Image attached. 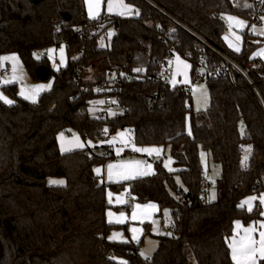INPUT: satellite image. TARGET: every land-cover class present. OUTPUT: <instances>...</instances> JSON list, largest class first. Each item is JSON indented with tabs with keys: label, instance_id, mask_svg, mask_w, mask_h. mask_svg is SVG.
<instances>
[{
	"label": "trees",
	"instance_id": "16d2710c",
	"mask_svg": "<svg viewBox=\"0 0 264 264\" xmlns=\"http://www.w3.org/2000/svg\"><path fill=\"white\" fill-rule=\"evenodd\" d=\"M125 2L134 16L89 19L83 0H0V56L16 54L33 82H53L35 103L18 96L17 84L2 87L15 102L0 99V264H235L229 247L235 224L263 219L259 201L251 211L243 202L264 192V64L257 65L261 77L254 76L260 97L242 77L232 81L213 69L222 64L216 50L256 62L251 58L264 38L253 42L250 27L264 16V0ZM226 15L248 22L239 53L225 43ZM53 18L62 20L61 33ZM98 23L100 32L81 33ZM110 27L116 30L111 44L99 46ZM62 41L68 42L67 64L55 71L40 53ZM170 56L190 64L192 80L204 76L206 110H194L188 86L153 80ZM113 72L115 109L99 118L89 107ZM125 73L140 79H125ZM66 129L95 145L131 129L135 146L170 149L176 172L162 158L152 159L154 174L131 182V202L171 209L176 225L174 236L157 237L152 257L140 254L141 243L107 240L115 226L106 219V193L123 185L101 183L94 167L116 155L107 156L105 145L99 155L98 147L61 152L58 136ZM245 146L251 151L243 166ZM202 150L221 167L214 202L201 181ZM49 178L66 184L51 185Z\"/></svg>",
	"mask_w": 264,
	"mask_h": 264
},
{
	"label": "crops",
	"instance_id": "0c3cea01",
	"mask_svg": "<svg viewBox=\"0 0 264 264\" xmlns=\"http://www.w3.org/2000/svg\"><path fill=\"white\" fill-rule=\"evenodd\" d=\"M95 3H91L93 7L97 8L95 9L92 13L94 15L90 16L89 14V9L86 5V2L84 0L85 3V9L87 12V17L89 19H96L98 17V15H102V14H106V15H115V16H123V17H131L134 16L136 14L134 8L127 4L125 2V0H102V3L100 2L101 0H99V6L97 7V0H93ZM109 3H111L113 5L112 10L109 11L108 9V5ZM93 17V18H91ZM228 17H234V15H226L225 19H228ZM264 19V16H262V19L260 21V23H256V24H261L262 20ZM233 20H238V19H233ZM246 21V20H244ZM254 25V24H253ZM246 30V29H245ZM244 30H242L243 32ZM241 32V33H242ZM251 33V32H250ZM251 36H253L252 41L255 43H258V39H262L264 37H258L255 35L250 34ZM257 38V39H255ZM224 39H225V43H226V37L224 35ZM227 45V44H226ZM242 46H243V37H242ZM242 46L241 48L239 47V51L237 50H231L230 48H227L230 51L239 53L242 50ZM61 48H63V55H64V60L62 59V57H60V59L58 60L56 57H58V54L60 53L61 55ZM49 50H52L51 53H49ZM46 53L48 55V58L51 62V66L55 71H58L60 68L66 66L67 63V55H66V49L65 46L61 45L59 47H50L49 49L46 50ZM15 56L17 59L16 60H12V59H8V60H3L2 57H13ZM253 60H255L256 64L259 65V63L264 64V43H262V45L260 46L259 49H257L252 58ZM63 61V62H62ZM3 67H7L12 71V76L9 78H6V80L4 79V85L3 86H8L11 84H17V94L18 96H20L21 98L25 99L24 96L20 95V92L23 90L25 92V95L28 96H32L35 97V101L38 100L39 96L44 93L47 92L49 90L52 89V81H48V82H33L32 79L30 78L29 74L27 73V71L25 70L23 64L21 63V60L19 59V57L16 54H4L0 56V69ZM7 81V83H6ZM47 85V84H51V87L48 89H45L43 91H40L39 93H36L35 91H33L34 87L36 85ZM180 85V84H177ZM176 86V85H174ZM0 95L6 97L9 100H12L13 103L15 102V99L10 97L9 95L5 94L3 92L2 87L0 88ZM2 100V99H1ZM29 102H33L31 99H25ZM3 101V100H2ZM4 102V101H3ZM5 103V102H4ZM12 103V104H13ZM7 104V103H6ZM11 105V104H8ZM123 134V135H121ZM76 136V135H74ZM61 134L58 136V146L61 152L63 153H67V152H72L75 150H79L84 148L83 147H76V143H77V137H73V139H67L65 137H63V139L60 138ZM126 135L124 133V131L116 133L114 135H111L110 138V142L112 144H118V143H126V142H130L131 140H125ZM80 144L85 145L81 139H78ZM88 145L91 144V146L96 147L97 145L89 142L87 143ZM98 145L103 146L105 145L103 142L98 143ZM66 148L68 149L67 151H62L61 148ZM156 147H161V146H145V147H138V146H133L134 151H136L137 155H133L131 153H124L122 154L121 152H116V157L114 159H111L103 164H98L97 166L94 167V172L95 174L99 177V180L101 183L104 184H123V183H131L133 180L138 179V178H142V177H146V176H150L153 175L155 170H154V165H151L150 162H152L154 160V158L156 157H160L159 153L156 152ZM136 149H143V150H148V151H137ZM165 148L163 147V154L165 153ZM143 156L145 158H147L146 161H142L139 158ZM153 159V160H152ZM163 161H168V164H173L174 160H168L166 158V156L162 157ZM153 163V162H152ZM167 164V165H168ZM109 165H114L115 167H113L112 169V176L111 179L109 178ZM150 166V167H149ZM166 168V167H165ZM96 169H100L99 173L96 171ZM168 171H171V168H166ZM175 169V167H174ZM173 172V171H172ZM204 173V172H203ZM122 174H128L129 178L124 179ZM207 176V175H206ZM109 193L111 194V196H109ZM107 195V201L109 204V208L107 210L106 213V219L107 222L110 225H114L115 228L110 230V232L107 235V240L110 242H116V243H126L129 241L135 242V243H139V241L137 242V238H129L126 239L125 235H121L119 232H121V229L125 226V227H130L132 224L139 223L142 222L145 218L150 217V215H152V213H154L155 211H160V208L157 204L153 203V202H148V203H142V206L140 208L135 207L134 211L136 214H138L140 216L139 220L138 219H133L132 221L129 220V218H126L124 215L121 216L120 214H117L115 210H117V208H125L124 204H125V194L123 193V190L121 189V191L117 192V193H113V192H109ZM208 195H209V191H208ZM255 197V196H253ZM255 201L252 204V208H254L255 203L257 201L260 202L261 207H262V213H264V203H261V198H264V192L260 195V196H256L255 197ZM252 202V201H251ZM251 202L247 203V209L249 208L248 205L251 204ZM149 204H154L156 206L155 209L152 208H145V205H149ZM130 209V208H129ZM144 210H148L147 212H143ZM249 210V209H248ZM109 212L112 213V216L109 217ZM263 219L260 221L264 220V215H262ZM111 221V222H110ZM260 221L257 222H251L248 225H244L241 222H238L240 227H237V223L234 226V231L233 234L229 240V247L230 244L232 243L233 238H235V240L239 241L242 237H244L246 235L244 229L247 228H252V224H256V226H258V223ZM118 234L116 235L114 238L109 239V237H113V234ZM143 233H146V230L144 229ZM148 233H150L149 227H148ZM253 232L250 234L252 239H254V236H252ZM137 232L135 233V237H138ZM157 239V236H155ZM160 237V236H159ZM126 239V240H125ZM143 241H141L142 244ZM140 244V246H141ZM259 245L257 244V247ZM158 247V246H157ZM157 250V249H156ZM140 251V250H139ZM230 252H231V257H232V249L230 247ZM154 254H152L153 256ZM152 256H148L145 258H150ZM259 259L257 260V264H259ZM235 263V262H234Z\"/></svg>",
	"mask_w": 264,
	"mask_h": 264
},
{
	"label": "rangeland",
	"instance_id": "374dc122",
	"mask_svg": "<svg viewBox=\"0 0 264 264\" xmlns=\"http://www.w3.org/2000/svg\"><path fill=\"white\" fill-rule=\"evenodd\" d=\"M86 5L89 9L90 7V3H95L93 0H85ZM102 3V0L100 1ZM83 4L85 7V3L83 0ZM91 4V8H92V12L97 9L95 7H93ZM92 16V15H91ZM101 15H98V17H100ZM97 17V18H98ZM93 18V17H91ZM233 18L238 19V20H229V19H225V21L227 22L228 28L225 32V37H226V44L228 46V48H230L231 50H236L237 48H241L242 46V30H245L248 27V22L244 21L243 18H239L237 16H234ZM242 22V23H238ZM250 32L253 33V35L258 36V37H264V19L262 20L261 24H254L250 27ZM109 33H112V35H109ZM116 34V30L114 29V27H110L106 30V32L104 34L101 35L100 40H99V46L101 47H105V46H109L111 44L112 38L114 37V35ZM237 37H239V39H237ZM257 39V38H255ZM240 50V49H239ZM60 57H62V59L64 60V55L63 53L58 54V57H56L57 59ZM3 59V57H2ZM58 59V60H59ZM4 60V59H3ZM67 64V63H66ZM172 64V76H171V83L172 85H184V86H188L190 88L191 91V96H192V103H193V108L195 111H201V110H206L208 108V106L210 105V96H209V91H208V87L206 85L205 82L203 81H198L195 85H193V81L190 75V69L191 66L190 64L183 60L182 58L175 56L173 59V62H171ZM90 78V77H89ZM6 80V79H5ZM6 86V85H5ZM1 88V87H0ZM101 103V98H95L91 101V105L89 107V111L92 114H96L97 112H99V108L98 105ZM109 114H112V112H110ZM97 116V115H96ZM240 131L243 133L244 132V125L241 124L240 126ZM126 138L125 140H128L132 138L133 132L131 129H126L124 131ZM63 137L67 138V139H73V137H77V139H81V141L85 144L84 148L85 149L87 147H91L94 148L93 146L88 145L87 143L89 142H85L83 140V138L79 135H63ZM98 149H95V153L96 154H102L103 150L100 145L97 144ZM250 146H245L243 148V155H242V165L246 166L249 160V156H250ZM156 152L159 153V158L156 157L154 158V161L160 160L162 157L166 156V158L168 160H171V155H170V149L167 148L165 150V153L163 154V147H156ZM245 157H247V159H245ZM200 158H201V165H202V169L203 172L208 176V178L210 179V181H217L221 178V167L220 164H217L215 162H213L210 158L209 155L207 154L206 151H201L200 152ZM142 161H146L147 158L141 156L139 158ZM109 161V160H108ZM107 162V161H106ZM151 165H154V162H150ZM103 164V163H101ZM162 164L164 167H168L171 168V171L176 172L178 169L175 167L174 163L173 164H168V161H162ZM168 164V165H167ZM100 165V164H99ZM97 166V165H96ZM175 167V169H174ZM177 182L179 183V185L181 186V188L184 189L183 184L181 183L180 179L177 177ZM51 180H63L64 184H51L49 183V181ZM48 183L51 185H58V186H63L66 184V180L64 178H49L48 179ZM123 193L125 194V192L127 191H131L132 188V184L131 183H123ZM209 189V195L207 197V200L209 202H214L216 201V190L213 187H208ZM121 190L118 191H113L108 189L107 190V195L109 192H113V193H117ZM213 193L215 194V198L213 199ZM256 195H251L248 198H246L244 200L248 201L249 198L253 197ZM252 201V202H251ZM251 204L248 205V207L252 208V204L254 203L255 200H251ZM244 206L247 207V203H244ZM256 204V203H255ZM137 205H141L142 203H138L135 202L133 200V202L130 203V209H125V208H117L116 213L120 214L123 213V215L126 218H129L130 221H132L133 219V214L135 213L134 208ZM249 209V208H248ZM148 210H144L143 212H147ZM136 218L138 219L140 218V216L138 214L135 213ZM172 216H171V209L169 208H164L160 211H155L154 213H152V215H150V217L145 218L142 222L139 223H134L132 224L130 227H123L121 229V232H119L121 235H125L126 239L129 238H137L135 240H137V242L139 241V243L142 242L141 246H140V254L145 258L148 256H152V254H154L156 252L158 243H157V239L155 236L159 237V236H164V237H171L174 236V231L173 229L169 226V224L166 222V220H171ZM254 223V222H253ZM264 224V220L260 221L258 223V226H256V224H252V228H254L253 234L252 236H254V239L258 242L260 239L259 233L260 232H264V227H261V225ZM148 225L150 233L146 232L145 234L143 233L145 226ZM114 229V228H113ZM132 229H136V232L140 235H138V237H135V233L132 231ZM252 238V237H251ZM125 239V240H126ZM193 264H196L195 262H193Z\"/></svg>",
	"mask_w": 264,
	"mask_h": 264
},
{
	"label": "built area",
	"instance_id": "2783aa9c",
	"mask_svg": "<svg viewBox=\"0 0 264 264\" xmlns=\"http://www.w3.org/2000/svg\"><path fill=\"white\" fill-rule=\"evenodd\" d=\"M261 19H262V16H260L257 23H260ZM51 25L54 28L56 33L62 32L63 23H62V20L60 18H53L51 20ZM101 30H102V24L101 23H98L96 25L87 24L86 26H84L81 29V33L83 35L89 36L91 34L100 32ZM250 34L253 35L252 32ZM67 44H68L67 41H62V43H61V45H63V46H66ZM216 52L218 53L220 59L222 60V64H220L219 66H216L213 69V71L218 73V74H221L225 77L230 78L232 81H235L237 78L242 77L243 79H245L247 81L249 86L260 97V93L257 90L256 83L254 82V76L255 75L261 77V74L258 71L257 64L253 61L240 62V61L236 60L235 58H233L232 56H230L226 52L217 51V50H216ZM40 54L44 55L48 58L46 51L43 53H40ZM173 59H174V57L170 56V58L168 59V62L166 61V62L161 63L159 70L153 74V80L154 81H156L160 84H163V85L173 86L171 83V76H172V64H171V62H173ZM11 76H12V71L9 68H7V67L1 68L0 69V87H3L4 79L9 78ZM117 78H118L117 72L110 73L109 74V81L103 82L98 87V91L102 93V96H101V102L102 103H100L98 105L99 112L96 113L97 117H99V118H103L108 112H111L115 109L114 97L111 95L110 91L112 90L111 82L115 81ZM124 78L132 81L135 79H140V76H131V75L125 73ZM203 79H204V76L202 74H198L197 77L192 80L193 81L192 83H193V85H195L198 81L200 82ZM262 81H264L263 78H262ZM116 110L118 112H120V111H122V107H116ZM61 134L69 135L70 133L66 129V130H63L61 132ZM110 138H111V135H106L102 139V142L105 144V147H106L105 153L107 156L116 155V152H121L122 154L131 153L133 155H137L136 151H134V149H133L134 144L131 141L126 142V143L121 142L118 144H112L110 142ZM201 181H202V184L206 188H208V187L216 188L217 187V181H214V182L210 181L208 176H206L205 173L202 175ZM131 200H132L131 191L125 192V204H124L125 209L130 208ZM166 222L173 229V231H175L176 225H175L174 220H172V219L166 220ZM149 260L150 259H146L147 262H149Z\"/></svg>",
	"mask_w": 264,
	"mask_h": 264
},
{
	"label": "snow or ice",
	"instance_id": "6c2138e0",
	"mask_svg": "<svg viewBox=\"0 0 264 264\" xmlns=\"http://www.w3.org/2000/svg\"><path fill=\"white\" fill-rule=\"evenodd\" d=\"M99 6V0H97V7ZM113 5L111 3H109L108 5V9L109 11L112 10ZM89 14L94 15L92 13V8H91V3H90V7H89ZM228 19L231 21L235 18L233 17H228ZM238 23H242L237 21ZM109 35H112V33H109ZM237 39H239V37H237ZM237 51H239V48L236 49ZM52 50H49V53H51ZM61 53H63V48H61ZM3 59L8 60V59H12V60H16L17 58L15 56L13 57H4ZM37 59H39V56H37ZM63 62V61H62ZM137 71H140V69H137ZM7 83V81H6ZM51 87V84H47V85H36L33 89V91H35L36 93H39L40 91H43L45 89H48ZM21 96H24L25 99H31L34 103L35 101V97L32 96H28L25 95V92L22 90L20 92ZM0 99H2L5 103L7 104H12L13 101L7 99L6 97L0 95ZM102 103V102H101ZM123 135V134H121ZM61 139H63V134H61ZM83 144H80L78 139H77V143H76V147H83ZM62 151H67L68 149L66 148H61ZM137 151H148V150H143V149H136ZM245 159H247V157H245ZM113 167H115L114 165H109V178L111 179L112 176V169ZM150 167V166H149ZM96 171L99 173L100 169H96ZM124 179L129 178L128 174H122ZM49 183L51 184H64L63 180H51L49 181ZM109 196H111V194L109 193ZM212 198H215V194L213 193ZM255 197H251L249 198L248 201H245L244 203H249L251 200H255ZM261 203H264V198H261ZM243 206V204L241 205ZM137 208H140V205L136 206ZM145 208H152L155 209L156 206L154 204H149V205H145ZM249 211H251V207H249ZM109 217L112 216V213L109 212ZM262 215H264V213H262ZM121 216H123V213H121ZM135 213L133 214V219H135ZM111 222V221H110ZM237 227L239 228L240 225L237 222ZM261 227H264V224L261 225ZM132 231L135 233L136 229H132ZM246 235L244 237H242L239 241L235 240V238H233L232 243L230 244V247L232 249V259L235 262V264H257V260H264V232H260L259 236L260 239L257 242L255 239L251 238V233L254 231V228H247L244 229ZM116 235L118 234H113V237H109V239L114 238ZM257 244L259 245L257 247Z\"/></svg>",
	"mask_w": 264,
	"mask_h": 264
}]
</instances>
